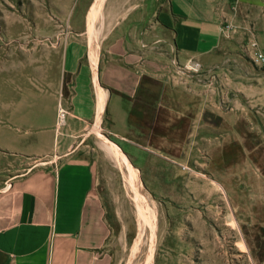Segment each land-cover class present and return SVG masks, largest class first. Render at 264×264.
I'll list each match as a JSON object with an SVG mask.
<instances>
[{
  "label": "crops",
  "instance_id": "obj_1",
  "mask_svg": "<svg viewBox=\"0 0 264 264\" xmlns=\"http://www.w3.org/2000/svg\"><path fill=\"white\" fill-rule=\"evenodd\" d=\"M117 3L105 14L110 25L95 26L94 40L87 8L80 36L68 38L59 52L58 81L18 90L0 124V264H110L103 247L111 225L96 167L75 146L61 144L58 102L68 110L71 130L94 122L100 132L101 122L137 170L150 174L146 145L162 142L181 114L204 111L188 100L198 70L223 66L224 55L241 48L257 28L253 19L262 1ZM225 23L231 38L223 37ZM46 156L51 159L24 168L25 159Z\"/></svg>",
  "mask_w": 264,
  "mask_h": 264
},
{
  "label": "rangeland",
  "instance_id": "obj_2",
  "mask_svg": "<svg viewBox=\"0 0 264 264\" xmlns=\"http://www.w3.org/2000/svg\"><path fill=\"white\" fill-rule=\"evenodd\" d=\"M130 1L117 0V5L126 8ZM261 1L253 19L256 30L241 48L232 47L224 55L223 66L207 72L191 65L200 69L188 100L204 111L181 114L169 124L162 142L143 150L151 173L139 177L155 232L148 221L139 231L130 192L119 169L99 148L94 122L71 130L61 102L66 110L65 123L58 128L63 131L61 144L75 146L96 167L111 225L103 247L110 264H264V66L253 59L255 51H264ZM93 2L0 0V124L18 90L48 88L58 81L59 52L68 38L80 36L84 12ZM115 2L105 0L97 29L110 25L105 14ZM230 31L223 37L231 38ZM188 71L183 69L182 76ZM99 127L121 148V141L108 135L101 122ZM52 158L57 160L56 155ZM48 159H25L24 168Z\"/></svg>",
  "mask_w": 264,
  "mask_h": 264
},
{
  "label": "bare ground",
  "instance_id": "obj_3",
  "mask_svg": "<svg viewBox=\"0 0 264 264\" xmlns=\"http://www.w3.org/2000/svg\"><path fill=\"white\" fill-rule=\"evenodd\" d=\"M104 3H105V0H94L91 8L88 11L87 17H86L87 18V24H88V27H89L88 28L89 38L91 37L93 40L95 39L94 36L97 34V33L94 32L95 24H96V22L98 20L100 21L102 19V14H103L102 8H104ZM98 26H96V27H98ZM99 27H101V26H99ZM91 44L92 43H90V45ZM91 57H93V56L91 55ZM98 104H99V108H98V111H97V120L100 119V117H101L100 116L101 115V111H103V97H102V94L101 93L99 95V103ZM96 125H98V124H96ZM96 125H95V128H94L95 129V132H94V130H93V132L96 134V137L98 139V146H99V148L104 152V154L109 159H111L114 162V164L116 165V167L119 169V171L121 172V176H122V180H123V185L126 188L125 190L128 193L130 192V195H128V196H130V198H131V200H132V202H133V204L135 206V211H136V217H137V223H138L139 231H141V229L143 228V223L145 221L150 222V226H152L153 231H154V222H155L154 219L155 218H154L153 214L152 215H151V213L149 214L150 209H149V207L147 205V202L149 200L147 201L146 196L144 194L145 192L144 193L142 192L143 185H142V181H141V179L139 177V174H140L139 170H137V168L130 162V160L125 156V154L122 151V149L119 146H117L116 143H114L113 141H111L110 139H108L106 136L102 135L97 130ZM150 205H151V203H150ZM142 232H141V234H139V236H142ZM151 234H153V233H151ZM143 236H144V234H143ZM149 237H152V236H149ZM149 237H147L148 240L150 239ZM152 239H153V237H152ZM135 241H133V244H134ZM148 242L150 243V241H148ZM137 245H138V243H137ZM139 246H140V244H139ZM135 251H136V249H135ZM135 251H134V255H136L135 254ZM148 251H149V249H148ZM149 258H151V257L149 256ZM126 262H128V261H126Z\"/></svg>",
  "mask_w": 264,
  "mask_h": 264
},
{
  "label": "built area",
  "instance_id": "obj_4",
  "mask_svg": "<svg viewBox=\"0 0 264 264\" xmlns=\"http://www.w3.org/2000/svg\"><path fill=\"white\" fill-rule=\"evenodd\" d=\"M236 1V0H234ZM231 24L227 23L225 25H222V33L225 31H228L231 29ZM251 45L253 47H256V42H251ZM253 59L255 62L262 64L264 66V51L263 50H257L253 54ZM196 65V64H195ZM65 118H66V110L62 107L61 101L58 102L57 104V114H56V127L59 128L64 125L65 123Z\"/></svg>",
  "mask_w": 264,
  "mask_h": 264
}]
</instances>
